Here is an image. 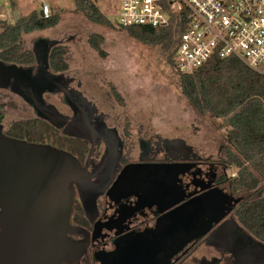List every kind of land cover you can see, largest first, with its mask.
<instances>
[{
  "label": "flooded vegetation",
  "instance_id": "1",
  "mask_svg": "<svg viewBox=\"0 0 264 264\" xmlns=\"http://www.w3.org/2000/svg\"><path fill=\"white\" fill-rule=\"evenodd\" d=\"M41 30L45 29L35 31ZM62 45L63 41L59 39L39 35L33 39L29 49L21 45V53H28V58L24 56L17 62L0 58L4 63L25 68L18 77L0 68V128L8 136L19 138L22 130L20 122L35 119L45 122L52 129L43 137L37 136V142L72 153L82 164L88 163L90 172L104 157L107 141L113 138L118 143L120 157L114 167V177L97 197L94 209L87 210L84 207L76 188L73 215L75 224L82 228V234L73 235V240L81 250L80 257L70 264H156L154 252L150 246L146 247L145 240L148 241L149 236L165 223V215L173 208L192 198L205 196L208 197L206 211L201 215L198 233L169 259L164 261L161 258L157 262L249 264L250 261L253 264L254 260L248 261L250 258H239L225 251L223 241L212 242V234L228 222L229 227L225 232L227 237L236 239L240 244L239 226L264 243L249 232L237 216V209L244 202L263 197L264 188L234 192L229 180L236 172L230 173L220 159L199 156L182 138L150 136L142 127L135 139L122 115L116 113L115 105L100 102L95 95L89 94L83 88V81L68 69L59 71L53 67V53ZM53 76L60 77L57 85L52 82ZM61 87L68 92L69 100L78 114L82 112L84 120H88L85 124L83 122L82 129L73 130L83 133L88 139L68 134V131H73L70 124L76 111L66 103L64 92L50 91ZM78 92L88 100L89 105H78L79 102L72 100ZM41 96L46 104L53 105L65 116L63 127L58 128L36 114L34 102ZM17 112L29 113L30 116L12 119V115ZM21 139L29 141L26 137ZM155 165L156 168H163V171H172L169 185L172 183L174 190L177 189L173 195L168 193L162 196L160 191L155 192L148 176L136 178L141 170H148ZM246 246L243 244V247ZM163 252L162 257H165L166 252L171 251L168 248Z\"/></svg>",
  "mask_w": 264,
  "mask_h": 264
},
{
  "label": "water",
  "instance_id": "2",
  "mask_svg": "<svg viewBox=\"0 0 264 264\" xmlns=\"http://www.w3.org/2000/svg\"><path fill=\"white\" fill-rule=\"evenodd\" d=\"M14 13L12 22L0 20V28L5 29L21 17L18 11ZM0 68L15 77L25 70L2 61ZM59 78L53 76V84L57 85ZM16 91L24 94L19 89ZM50 91L64 92L66 103L74 107L64 88ZM73 99L79 102L78 105H89L80 92ZM34 106L40 118L58 128L63 127L65 116L53 105L46 104L42 96ZM74 109L71 128L82 129L83 122L85 124L88 120H84L82 112L78 114ZM73 131H68V134L88 139L83 133ZM112 139L107 141L101 162L90 172L88 163L82 164L66 150L11 137L0 128V264H70L80 257L81 249L73 240V235L82 234V228L75 224L73 215L76 188L84 207L94 209L97 197L113 179L114 167L119 161L118 143ZM156 166L141 170L136 178L148 176L155 192L160 191L162 196L173 195L177 189L174 190L172 183L169 185L172 171H163ZM207 198H192L173 208L165 215V223L149 236L148 241L145 240L146 247L150 246L154 252L156 264H160L157 261L161 258L164 261L169 259L198 233ZM228 227V222L219 226L212 234V242L223 241L225 251L239 258H250L248 261L254 260L253 264H264V243L237 226L240 245L236 239L225 235ZM243 244L247 246L243 247ZM168 248L171 252L162 257ZM201 264L218 263L204 261Z\"/></svg>",
  "mask_w": 264,
  "mask_h": 264
},
{
  "label": "rangeland",
  "instance_id": "3",
  "mask_svg": "<svg viewBox=\"0 0 264 264\" xmlns=\"http://www.w3.org/2000/svg\"><path fill=\"white\" fill-rule=\"evenodd\" d=\"M111 20L112 27L91 22L77 11L75 0H17L20 16L41 11L43 3L60 16L59 23L21 38L24 49L39 35L63 41L61 50L67 69L83 81V88L100 102L116 106L136 139L143 127L149 135L182 138L198 155L215 160L225 155L228 127L209 115H200L182 94L176 68L169 53L160 46H145L121 28L120 0H92ZM10 1H0V18L12 22L15 13ZM1 32V31H0ZM92 34L104 37L101 56L89 43ZM12 115V119L29 117ZM235 173L236 169L229 170ZM264 196V195H263Z\"/></svg>",
  "mask_w": 264,
  "mask_h": 264
},
{
  "label": "trees",
  "instance_id": "4",
  "mask_svg": "<svg viewBox=\"0 0 264 264\" xmlns=\"http://www.w3.org/2000/svg\"><path fill=\"white\" fill-rule=\"evenodd\" d=\"M77 11L82 12L91 22L112 27L111 20L92 0H75ZM12 9L17 4L11 2ZM58 14L44 17L40 11L21 16L15 23L0 32V58L19 61L29 56L21 53V37L35 30L54 27L59 23ZM137 42L145 46H160L169 53L168 62L178 74L182 94L200 115H209L223 121L228 127L225 155L221 159L227 169H236L229 180L231 189L255 191L264 188V74L250 68L236 57L221 60L213 57L192 73H182L177 69L176 54L178 34L174 26L151 28L141 25L121 26ZM104 37L92 34L90 45L101 56ZM24 57V58H25ZM52 65L57 70H66L61 47L52 56ZM19 138L26 137L37 142L52 127L40 120L20 122ZM242 224L254 236L264 241V196L244 202L237 209Z\"/></svg>",
  "mask_w": 264,
  "mask_h": 264
},
{
  "label": "built area",
  "instance_id": "5",
  "mask_svg": "<svg viewBox=\"0 0 264 264\" xmlns=\"http://www.w3.org/2000/svg\"><path fill=\"white\" fill-rule=\"evenodd\" d=\"M41 12L49 17L51 6L43 3ZM119 22L174 26L182 73H192L213 57H236L264 74V0H120Z\"/></svg>",
  "mask_w": 264,
  "mask_h": 264
},
{
  "label": "crops",
  "instance_id": "6",
  "mask_svg": "<svg viewBox=\"0 0 264 264\" xmlns=\"http://www.w3.org/2000/svg\"><path fill=\"white\" fill-rule=\"evenodd\" d=\"M9 1H10V3H11V2H14V3H16V4L18 5L17 0H9ZM51 11H52V7H51ZM1 19H4V18H0V20H1ZM14 19H15V18H14Z\"/></svg>",
  "mask_w": 264,
  "mask_h": 264
}]
</instances>
